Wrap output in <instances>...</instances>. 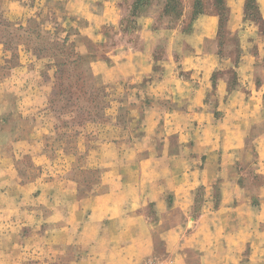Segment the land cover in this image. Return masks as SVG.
<instances>
[{"label": "crops", "instance_id": "0c3cea01", "mask_svg": "<svg viewBox=\"0 0 264 264\" xmlns=\"http://www.w3.org/2000/svg\"><path fill=\"white\" fill-rule=\"evenodd\" d=\"M27 1L47 53L0 42V264H264V0Z\"/></svg>", "mask_w": 264, "mask_h": 264}, {"label": "rangeland", "instance_id": "374dc122", "mask_svg": "<svg viewBox=\"0 0 264 264\" xmlns=\"http://www.w3.org/2000/svg\"><path fill=\"white\" fill-rule=\"evenodd\" d=\"M11 1V0H9ZM8 1V2H9ZM5 5V8H7L8 13H6L5 11H2V4H4V2H1L0 8V42H4L6 43V45L10 46V47H14L16 44L20 43L23 44L22 46H25L26 48H28L29 46H32L33 44L35 45L34 50L36 52H40L42 53V55H45L47 53V50L45 48V44L47 41V36L44 33H39V31H36L33 26H29L28 24L26 25V19H28L29 16H27V9H30L31 7V3H29L27 0H21L20 4L19 3H12L10 4V2ZM147 2V0H137L136 4L133 7V14L136 13L137 9L140 6L145 5ZM248 9H250V11H252L253 14H256L255 12V5H254V0H248ZM6 10V9H5ZM43 15V14H42ZM254 19L260 23H262V20L260 19V17H258V15H256L254 17ZM51 20V18L49 19ZM128 22L130 24H134V20L131 19V17L128 18ZM50 26V25H49ZM48 26V28H49ZM39 29V27H37ZM44 29V28H43ZM42 29V30H43ZM262 30L264 31V26L262 25ZM223 37V36H222ZM223 41V39H222ZM4 53H2L1 49H0V80H4L5 81V77L8 76V72L5 68H3V59H4ZM6 56H10V54H5ZM23 58H26V56L24 55ZM59 106H61V104H56V111L61 112L62 110L59 109ZM62 117V120H66V118H73L74 121H80L81 125H82V119L83 118H79V116H75L70 114L69 112L65 111L62 115H60ZM97 116H99V118L102 116V114H97ZM58 124L62 127V121H58ZM83 126V125H82ZM93 127V125H92ZM200 199L202 198V193L199 194ZM161 260V259H159ZM163 262H165L164 260H161Z\"/></svg>", "mask_w": 264, "mask_h": 264}, {"label": "built area", "instance_id": "2783aa9c", "mask_svg": "<svg viewBox=\"0 0 264 264\" xmlns=\"http://www.w3.org/2000/svg\"><path fill=\"white\" fill-rule=\"evenodd\" d=\"M143 264H166V263L159 260L158 258L151 257L145 260Z\"/></svg>", "mask_w": 264, "mask_h": 264}, {"label": "trees", "instance_id": "16d2710c", "mask_svg": "<svg viewBox=\"0 0 264 264\" xmlns=\"http://www.w3.org/2000/svg\"><path fill=\"white\" fill-rule=\"evenodd\" d=\"M254 4H255V0H254Z\"/></svg>", "mask_w": 264, "mask_h": 264}]
</instances>
